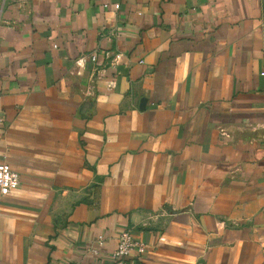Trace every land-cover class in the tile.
Here are the masks:
<instances>
[{
    "label": "crops",
    "instance_id": "1",
    "mask_svg": "<svg viewBox=\"0 0 264 264\" xmlns=\"http://www.w3.org/2000/svg\"><path fill=\"white\" fill-rule=\"evenodd\" d=\"M0 116V264H264V0H0Z\"/></svg>",
    "mask_w": 264,
    "mask_h": 264
},
{
    "label": "built area",
    "instance_id": "2",
    "mask_svg": "<svg viewBox=\"0 0 264 264\" xmlns=\"http://www.w3.org/2000/svg\"><path fill=\"white\" fill-rule=\"evenodd\" d=\"M115 7L118 9L120 3H115ZM121 56V53H117L112 59L111 64H117ZM91 59L97 61V54L93 53ZM79 60H83V58ZM1 122L2 117L0 116ZM20 181L19 173L8 162H0V193L2 195H7L16 189L20 185ZM105 243L106 238L100 235L94 244L88 248V251L94 255H99ZM146 252L147 243L143 239L133 236L129 229H124L119 233L117 244L112 249V264H143V258Z\"/></svg>",
    "mask_w": 264,
    "mask_h": 264
},
{
    "label": "water",
    "instance_id": "3",
    "mask_svg": "<svg viewBox=\"0 0 264 264\" xmlns=\"http://www.w3.org/2000/svg\"><path fill=\"white\" fill-rule=\"evenodd\" d=\"M143 106V105H142Z\"/></svg>",
    "mask_w": 264,
    "mask_h": 264
}]
</instances>
